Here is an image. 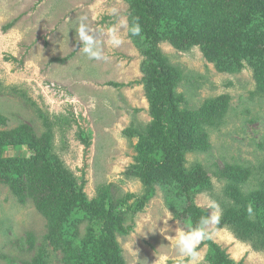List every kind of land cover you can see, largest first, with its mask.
Here are the masks:
<instances>
[{"label":"rangeland","instance_id":"374dc122","mask_svg":"<svg viewBox=\"0 0 264 264\" xmlns=\"http://www.w3.org/2000/svg\"><path fill=\"white\" fill-rule=\"evenodd\" d=\"M128 29L125 0H0V113L7 119L0 130L28 124L37 137L50 138L47 152L70 179L83 182L87 200L105 192L128 199L125 226L131 229L116 237L123 264H205L206 247L191 253L201 235L174 218L180 209L166 203L167 189L154 184L135 211L146 187L127 175L138 165L139 137L124 131L149 129L153 117L142 56ZM158 48L180 74L174 95L194 122L185 166L203 167L209 182L193 197L208 214L203 230L234 264H264L258 239H264V224L251 220L247 235H238L234 225L217 227L225 207L264 190V95L257 92L253 71L220 72L198 47L179 51L163 41ZM221 96L228 97L224 112L206 110L207 102ZM29 155L25 146L2 152L11 159ZM227 165L247 169L249 178L233 184ZM2 177L11 179V171ZM46 225L31 200L20 202L0 178V264L29 263L39 249L43 264H63L61 252L44 239ZM86 226L90 222L79 230Z\"/></svg>","mask_w":264,"mask_h":264},{"label":"trees","instance_id":"16d2710c","mask_svg":"<svg viewBox=\"0 0 264 264\" xmlns=\"http://www.w3.org/2000/svg\"><path fill=\"white\" fill-rule=\"evenodd\" d=\"M125 1L128 37L142 56V81L153 117L149 129L124 131L128 137H139L138 165L129 169L127 175L138 177L146 187L135 211L141 210L154 184L160 185L169 192L166 203L180 209L174 212V218L183 221L189 233L197 232L202 237L191 253L206 247L205 264H234L205 234L203 227L208 214L193 202L194 194L207 188L209 182L203 167L185 166L184 153L191 135L188 129L194 122L185 110H179L174 89L180 74L161 58L158 44L166 41L179 51L198 47L220 72L238 73L248 67L253 71L257 92L264 95V0ZM191 19L198 20L197 25ZM227 101V96H221L207 102L206 110L222 113ZM208 120L212 122L213 118ZM6 124V117L0 113V127ZM78 132L81 142L87 144L83 131ZM49 141L46 135L37 137L28 124L0 130V178L20 202L31 200L37 213L46 220L44 239L61 252L63 264H123L116 237L131 229L125 226L130 211L129 207L124 208L128 199L105 192L102 198L87 200L83 182L78 185L70 179L62 163L47 152ZM22 146L28 148V158L2 157L6 148ZM7 171H11V179L2 177ZM225 175L230 182L240 185L250 172L237 165H227ZM251 220L264 224V190L225 207L217 227L234 225L238 235H247L250 232L247 223ZM86 222L90 226L79 230ZM244 223L247 229L242 227ZM258 239L263 240L264 249V239ZM42 259L43 252L39 249L25 264H43Z\"/></svg>","mask_w":264,"mask_h":264}]
</instances>
